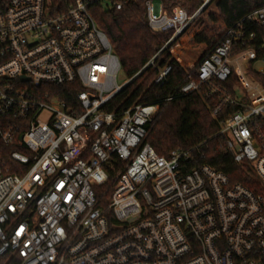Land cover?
Listing matches in <instances>:
<instances>
[{"label":"built area","instance_id":"obj_1","mask_svg":"<svg viewBox=\"0 0 264 264\" xmlns=\"http://www.w3.org/2000/svg\"><path fill=\"white\" fill-rule=\"evenodd\" d=\"M198 1L191 14L146 0L147 26L169 39L120 84L122 63L90 8L121 11L134 0H69L60 14L52 0H0L2 264H264V37L253 28L264 33V6L227 31L194 71L198 81L162 101L206 86L218 100L213 117L234 110L218 134L260 193L190 167L188 151L159 155L146 139L160 104L108 111L147 73L169 82L172 66L158 60L219 2ZM73 85L76 107L47 90Z\"/></svg>","mask_w":264,"mask_h":264},{"label":"trees","instance_id":"obj_2","mask_svg":"<svg viewBox=\"0 0 264 264\" xmlns=\"http://www.w3.org/2000/svg\"><path fill=\"white\" fill-rule=\"evenodd\" d=\"M68 1L52 0V9L60 14L66 11ZM161 1L168 7L180 6L191 14L199 6L198 0ZM145 2L134 0L121 11L115 12H106L102 6L90 8L97 24L110 39L122 63L123 73L128 78L134 76L169 39V35L154 33L147 26ZM263 6V0H219L192 34L186 35L175 44L173 50H167L158 60L161 67L171 64L169 82L159 87L154 84L155 73H147L127 86L113 100L108 111L118 109L119 113L138 104H160L161 113L147 127L149 133L146 139L159 155L167 157L175 150L188 151L192 156L190 167L211 166L227 175L233 184H242L260 193L253 169L248 164L238 165L232 155L225 151V142L218 134L221 121L234 110H228L220 118L213 117L212 111L218 100L205 97L206 86L202 87L200 93L178 97L168 104L162 101L174 95L187 83L188 77L198 81L194 71L209 57L227 31L246 15ZM253 28L261 38L264 37L259 27ZM242 50L236 48L234 54ZM258 56L264 57V51L259 52ZM236 84L238 79L233 74L226 87L233 92ZM47 90L72 107L77 106V95L81 91L78 85L47 87Z\"/></svg>","mask_w":264,"mask_h":264},{"label":"rangeland","instance_id":"obj_3","mask_svg":"<svg viewBox=\"0 0 264 264\" xmlns=\"http://www.w3.org/2000/svg\"><path fill=\"white\" fill-rule=\"evenodd\" d=\"M197 29V28H196ZM195 29V30H196ZM194 31H191L190 33L192 34ZM175 47V46H174ZM174 49V48H173ZM173 49H171V50H173ZM245 57V56H244ZM258 67H260V65L258 66ZM119 82H120V84H124L125 82H126V80H127V77H126V75L124 74V73H122L121 75H120V77H119Z\"/></svg>","mask_w":264,"mask_h":264}]
</instances>
